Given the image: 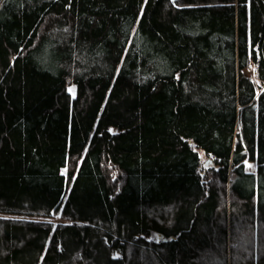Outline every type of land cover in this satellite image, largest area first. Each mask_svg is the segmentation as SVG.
Masks as SVG:
<instances>
[{
    "label": "trees",
    "instance_id": "trees-1",
    "mask_svg": "<svg viewBox=\"0 0 264 264\" xmlns=\"http://www.w3.org/2000/svg\"><path fill=\"white\" fill-rule=\"evenodd\" d=\"M0 264H264V0H0Z\"/></svg>",
    "mask_w": 264,
    "mask_h": 264
},
{
    "label": "rangeland",
    "instance_id": "rangeland-1",
    "mask_svg": "<svg viewBox=\"0 0 264 264\" xmlns=\"http://www.w3.org/2000/svg\"><path fill=\"white\" fill-rule=\"evenodd\" d=\"M253 70V69H252ZM71 91L73 92V93H75L76 92V87L75 86H72L71 87ZM201 155H202V157H203V160L205 159V155H204V153H203V151H201ZM59 219V218H58Z\"/></svg>",
    "mask_w": 264,
    "mask_h": 264
}]
</instances>
